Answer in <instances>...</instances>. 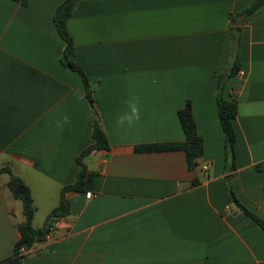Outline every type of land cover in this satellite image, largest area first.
Segmentation results:
<instances>
[{"label": "crops", "instance_id": "1", "mask_svg": "<svg viewBox=\"0 0 264 264\" xmlns=\"http://www.w3.org/2000/svg\"><path fill=\"white\" fill-rule=\"evenodd\" d=\"M64 1L0 0V167L30 187L35 228L94 143L85 85L62 63L54 17ZM254 1H79L67 22L73 59L95 89L110 149L83 159V188L66 194L71 213L23 264H264V230L229 191L264 221V12L239 15ZM237 40L240 71L223 93L238 102L229 172L217 87ZM188 101L205 144L195 170L181 151L135 152L184 141L178 112ZM133 105L139 120L118 123ZM8 181L0 175V262L13 256L24 219Z\"/></svg>", "mask_w": 264, "mask_h": 264}, {"label": "trees", "instance_id": "2", "mask_svg": "<svg viewBox=\"0 0 264 264\" xmlns=\"http://www.w3.org/2000/svg\"><path fill=\"white\" fill-rule=\"evenodd\" d=\"M23 5L27 4V0H14ZM80 0H65L57 9L54 22L57 30L65 42V51L62 58V63L70 70L78 73L85 85L87 100L93 114V131L92 137L94 143L84 150L77 158V162L81 166V171L78 180L75 184L65 186L62 189L60 201L58 206L49 214L46 224L42 228L34 227V218L36 215V207L30 187L25 181L15 175L9 166L0 167V175L7 174L9 181L7 187L13 197L19 200L23 205V221L17 225L20 232V239L15 245L14 254L0 262V264H23V261L28 254V251L38 244L46 242L54 224L61 218L68 216L71 213V205L66 198V194L71 191H81L86 177V166L83 159L95 150H109L110 143L107 135L101 124L99 114L96 109L94 99V87L90 84L87 75L82 67L73 59L75 52V43L67 30V22L73 14V10L78 5ZM264 12V0H255L249 7H247L240 16L246 20L254 17L257 14ZM234 22V18H233ZM238 30H235V34ZM240 71L238 61V40L234 47L233 58L231 60L229 69L218 81L217 87V107L221 126L225 136V145L227 150L229 172L235 170V145L237 142V135L234 127V120L238 114V102L234 98L228 101L224 98V87L227 78L235 77ZM181 126L185 134V140L181 142L157 143L148 145H139L135 147L136 153H154V152H174L181 151L186 155L187 166L189 170H195L199 165V160L204 155L205 144L202 136L199 134L197 123L193 114L192 102L188 101L183 109L178 112ZM199 180L195 179L193 185H198ZM230 195L233 202L251 219L258 223L264 230V221L251 213L245 208L235 193L232 187H229Z\"/></svg>", "mask_w": 264, "mask_h": 264}, {"label": "clouds", "instance_id": "3", "mask_svg": "<svg viewBox=\"0 0 264 264\" xmlns=\"http://www.w3.org/2000/svg\"><path fill=\"white\" fill-rule=\"evenodd\" d=\"M132 115L131 116H127V117H123L121 118L120 121H118V123H123L124 119H127L129 123H131L133 121V118H135L136 120H139V114H138V109L136 108L135 105L132 106ZM65 122L68 121V117H65Z\"/></svg>", "mask_w": 264, "mask_h": 264}, {"label": "built area", "instance_id": "4", "mask_svg": "<svg viewBox=\"0 0 264 264\" xmlns=\"http://www.w3.org/2000/svg\"><path fill=\"white\" fill-rule=\"evenodd\" d=\"M209 169H210L209 166H204V167H203V170H204V171H208ZM87 197H88V198H92V197H93V194H92V193H88V194H87ZM53 232H54V228H52V230H51L49 236H50L51 234H53ZM49 236H48V238H49ZM48 238H47V239H48Z\"/></svg>", "mask_w": 264, "mask_h": 264}]
</instances>
